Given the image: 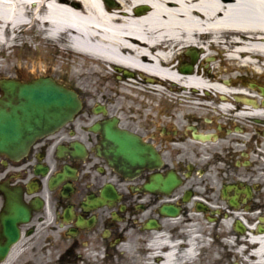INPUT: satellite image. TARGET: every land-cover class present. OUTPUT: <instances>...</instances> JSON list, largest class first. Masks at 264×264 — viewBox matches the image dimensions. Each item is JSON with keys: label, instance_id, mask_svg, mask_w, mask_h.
I'll return each instance as SVG.
<instances>
[{"label": "flooded vegetation", "instance_id": "flooded-vegetation-1", "mask_svg": "<svg viewBox=\"0 0 264 264\" xmlns=\"http://www.w3.org/2000/svg\"><path fill=\"white\" fill-rule=\"evenodd\" d=\"M248 94L249 105L234 98L227 113L209 120L191 114L189 123L161 122L155 117L163 114L160 108L120 110L125 116L138 114L119 117V124L138 134L161 160L131 179L99 155L103 137L91 132L87 122L41 139L22 160L0 157V230L8 214L2 190L17 193L29 210V220L17 223L20 240L7 259L13 258L11 264H47L37 247L54 246L52 264H131L129 250L121 248L125 235L137 230L152 247L153 231L141 226L152 218L165 219L159 211L173 203L186 219L216 218L209 232L232 243L224 260L208 264H264V245L249 240V235L264 236V96L260 89ZM191 127L211 137L197 139ZM75 144L83 151L76 152ZM170 173L181 180L171 194L139 190L146 183L162 184ZM134 251L135 257L152 252L138 246Z\"/></svg>", "mask_w": 264, "mask_h": 264}, {"label": "bare ground", "instance_id": "bare-ground-1", "mask_svg": "<svg viewBox=\"0 0 264 264\" xmlns=\"http://www.w3.org/2000/svg\"><path fill=\"white\" fill-rule=\"evenodd\" d=\"M113 2L0 0V44L7 48L14 40L7 33L19 27L36 25L41 35L48 29L47 39L61 51L66 45L60 40L72 44L76 56L67 61L62 54V60L74 66L72 74L84 78L83 86L87 80L96 90L118 91L124 98L170 99L182 109L199 106V113L202 91L221 92L226 106L233 78L264 77V0ZM188 49L200 53L198 66L189 72L181 67ZM40 61L33 58L32 67L41 68ZM123 71L134 76L116 90L106 79H122ZM249 237L264 245V237ZM175 260L166 251L160 264H178Z\"/></svg>", "mask_w": 264, "mask_h": 264}, {"label": "water", "instance_id": "water-1", "mask_svg": "<svg viewBox=\"0 0 264 264\" xmlns=\"http://www.w3.org/2000/svg\"><path fill=\"white\" fill-rule=\"evenodd\" d=\"M5 97L0 100V153L16 156L38 137L50 133L71 120L80 109L77 95L49 79L20 84H2ZM116 159L128 165L146 160L145 147L129 134L106 129ZM173 181L171 184H174Z\"/></svg>", "mask_w": 264, "mask_h": 264}, {"label": "rangeland", "instance_id": "rangeland-1", "mask_svg": "<svg viewBox=\"0 0 264 264\" xmlns=\"http://www.w3.org/2000/svg\"><path fill=\"white\" fill-rule=\"evenodd\" d=\"M8 34V33H7ZM20 38H22L23 44L19 47L21 54L17 53L18 48L13 50L12 53H9L6 50L3 49L2 44H0V59L1 61L7 60L6 55L10 56V62H7L6 64L3 63L2 68H5L4 73H10V71H13V66L18 64V61H20V66L24 69L31 70V62L33 58L38 57V54H40L44 61L49 62V66H46L43 64L44 62L41 61V68L36 66L35 75L37 73V77L40 76H52L55 77L58 81L73 86L76 89L79 90L81 93V96L86 99L87 107L93 104V102L96 101H104L107 102L108 99H112V104L109 103V107H112L111 110L114 112L115 110H125V105H132L133 103L129 101L128 98L120 97L118 95V91H110L108 89H98L96 90V87L90 83H87V80L85 81V85L83 86L80 81H83L84 78L82 77H76L73 73V65H64L66 62H64L62 59V54L65 53L64 58L67 59V61L73 60L72 52L65 50L64 52H61V50H58V47L55 46L54 42L50 39L41 38V34L37 31V26L29 27L23 29L20 33ZM41 36V37H40ZM11 54V55H9ZM12 65L10 69L9 67H6L8 65ZM15 71V70H14ZM22 74V73H21ZM30 73L28 72L27 75ZM23 76H26V74H22ZM124 76L122 79H119L118 76L110 75L109 78L106 79V82H111L114 85V88L118 90V87L123 84ZM86 79V78H85ZM147 84V83H146ZM148 85V84H147ZM191 97V96H190ZM106 98V99H105ZM130 99H140L136 98L135 96L129 97ZM147 99V98H145ZM155 99V98H150ZM159 99V98H157ZM169 100V99H164ZM206 100L201 105H205ZM208 102V101H207ZM108 104V102H107ZM98 107V105H95L93 108ZM121 107V108H120ZM120 108V109H119ZM178 256H176L177 258Z\"/></svg>", "mask_w": 264, "mask_h": 264}]
</instances>
